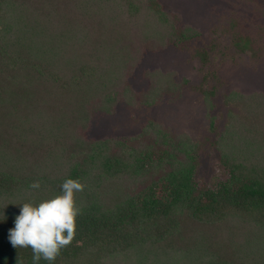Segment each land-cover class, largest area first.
<instances>
[{
	"label": "trees",
	"instance_id": "16d2710c",
	"mask_svg": "<svg viewBox=\"0 0 264 264\" xmlns=\"http://www.w3.org/2000/svg\"><path fill=\"white\" fill-rule=\"evenodd\" d=\"M258 13L264 20V5ZM232 19L233 46L259 56L264 22L254 37ZM201 40L161 0H0V264H33L9 229L22 203L57 195L69 177L85 186L81 214L52 264H248L213 243L230 227L264 234L263 92L225 97L236 110L215 143L227 177L214 188L197 176L200 143L155 121L130 140L89 137L94 118L121 102L180 98L187 81L173 73L146 71L144 91L130 80L147 53L169 46L207 63Z\"/></svg>",
	"mask_w": 264,
	"mask_h": 264
},
{
	"label": "rangeland",
	"instance_id": "374dc122",
	"mask_svg": "<svg viewBox=\"0 0 264 264\" xmlns=\"http://www.w3.org/2000/svg\"><path fill=\"white\" fill-rule=\"evenodd\" d=\"M161 2L168 11L179 13L185 24L201 32L202 40L197 47L209 50V61L204 63L200 57L194 56L193 50L173 46L147 53L130 80L133 88L144 91L148 87L146 71L170 72L178 81H187L182 96L166 99L152 108H137L121 102L114 113L99 114L94 118L89 137L95 140H130L141 133L147 122L155 121L177 135H187L200 143L197 176L202 184L214 188L227 177L220 163V151L215 145L226 128L230 110L234 109L226 103L225 97L232 92L247 95L264 93V50L257 57L251 51L236 50L231 43L230 19L233 17L232 20L237 21L238 30L254 36L256 24L264 22L258 18V9L264 5V0ZM260 44L264 46V40ZM222 234L226 236L218 235V243L212 242L215 246L233 247L230 249L239 252L248 264H264V234L260 231L230 227ZM140 260L144 264L164 262L157 257L152 262L153 256L149 259L141 257ZM164 263H168L167 258Z\"/></svg>",
	"mask_w": 264,
	"mask_h": 264
},
{
	"label": "clouds",
	"instance_id": "9594fccd",
	"mask_svg": "<svg viewBox=\"0 0 264 264\" xmlns=\"http://www.w3.org/2000/svg\"><path fill=\"white\" fill-rule=\"evenodd\" d=\"M30 187L38 189L40 182L34 181ZM84 187L78 178L69 177L63 181L57 195L39 202L22 203L15 216L14 227L9 229L11 245L15 248L30 247L33 264H39L42 259L52 264L61 249L76 235L77 219L81 214L76 194Z\"/></svg>",
	"mask_w": 264,
	"mask_h": 264
}]
</instances>
